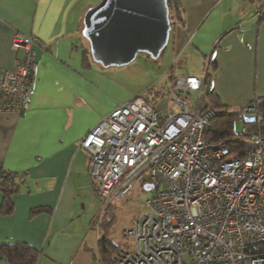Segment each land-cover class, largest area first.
Masks as SVG:
<instances>
[{"label":"crops","instance_id":"0c3cea01","mask_svg":"<svg viewBox=\"0 0 264 264\" xmlns=\"http://www.w3.org/2000/svg\"><path fill=\"white\" fill-rule=\"evenodd\" d=\"M98 1L0 0V74L19 55L11 49L15 33L34 37L35 63L23 115L0 112V170L26 173L11 195L13 211L0 214V243H29L39 251L36 264H104L100 233L92 231L100 210L89 157L78 143L132 94L94 65L83 42V16ZM180 4L174 40L184 32L189 56L204 65L202 75H189L209 74L206 86L223 106L264 97V0ZM37 207L48 211L30 217ZM0 264L9 263L0 257Z\"/></svg>","mask_w":264,"mask_h":264},{"label":"built area","instance_id":"2783aa9c","mask_svg":"<svg viewBox=\"0 0 264 264\" xmlns=\"http://www.w3.org/2000/svg\"><path fill=\"white\" fill-rule=\"evenodd\" d=\"M11 49L19 55L0 74V112L23 115L34 37L15 33ZM205 86V76H176L167 93L152 87L117 103L79 141L101 209L152 184L116 264H264V126L245 125L261 123L259 101L225 107L243 123L237 154L206 137L221 112L205 101Z\"/></svg>","mask_w":264,"mask_h":264},{"label":"water","instance_id":"95a60500","mask_svg":"<svg viewBox=\"0 0 264 264\" xmlns=\"http://www.w3.org/2000/svg\"><path fill=\"white\" fill-rule=\"evenodd\" d=\"M170 31L167 0H100L86 10L81 34L94 62L121 67L138 53L159 57ZM143 188L149 191L152 184Z\"/></svg>","mask_w":264,"mask_h":264},{"label":"rangeland","instance_id":"374dc122","mask_svg":"<svg viewBox=\"0 0 264 264\" xmlns=\"http://www.w3.org/2000/svg\"><path fill=\"white\" fill-rule=\"evenodd\" d=\"M235 10L238 12L240 9L236 7ZM175 29H177V25H173L167 46L159 57L153 59L145 53H138L135 59L127 65L121 67H102L99 65L100 69L122 84L132 94V97L142 94L152 87H156L157 90L162 89L167 93L173 82L172 76L202 75L204 71L203 63L199 62L197 58L189 56L193 52L189 46L185 47L182 43V40L186 37L184 32L180 38L174 40L173 33ZM83 42L84 44L87 43L85 39ZM94 65L97 66L95 62ZM205 101L211 104L207 97ZM170 108L172 111L175 108L172 102ZM242 126L241 121L234 120L235 134L241 133ZM240 138L243 139L244 137L240 135ZM142 186L143 184H136L128 195L114 200L106 209H101V203L98 200L95 201V208L97 211L101 210L95 217L97 225L92 231L98 234L100 218L103 214H106V218L111 219L109 238L114 245L124 247L123 230L130 227L138 215L144 211V200L152 193L151 190L146 191Z\"/></svg>","mask_w":264,"mask_h":264},{"label":"trees","instance_id":"16d2710c","mask_svg":"<svg viewBox=\"0 0 264 264\" xmlns=\"http://www.w3.org/2000/svg\"><path fill=\"white\" fill-rule=\"evenodd\" d=\"M167 4L169 7V17L172 30V27L173 25H175V23H181L182 9L180 0H167ZM258 12L259 19L264 21V9L260 7ZM86 42L89 46L87 40ZM85 53L88 54V50H85ZM209 76V74H205L206 84ZM206 97L211 102V107L221 112L218 116H215L211 119L209 128L207 129L206 133L207 139L213 141L219 139L224 140L234 152H236L237 154H241L244 141L242 140V138H240L239 134H235L234 132V116L232 115V113L227 111L225 105L223 106L218 102L213 90L209 89L208 86H206L205 89V98ZM257 99L259 101L257 114L260 118L261 123H257V118L256 120L245 122L246 126L249 129H257L264 126V97ZM25 175V172H12L6 169L0 170V191L3 195L0 205L1 215H8L13 211L14 206L11 202V195H13L15 192H18L19 186L25 178ZM110 205L111 203L108 204L104 209H106ZM44 211H48V209L44 207L34 208L30 212V217ZM110 224L111 219L106 218V214H103L102 218H100L99 221L100 237L97 243L98 250L104 264H116L113 260V257L116 251L120 248L114 245L109 238ZM38 254L39 251H37L32 245L26 242H16L11 244L0 243V257H4L9 264H36Z\"/></svg>","mask_w":264,"mask_h":264}]
</instances>
